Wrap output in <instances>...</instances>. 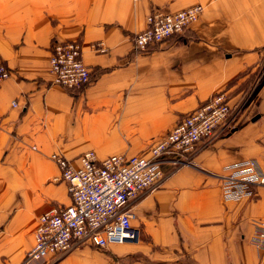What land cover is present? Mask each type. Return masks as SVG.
I'll list each match as a JSON object with an SVG mask.
<instances>
[{"label":"crops","instance_id":"obj_1","mask_svg":"<svg viewBox=\"0 0 264 264\" xmlns=\"http://www.w3.org/2000/svg\"><path fill=\"white\" fill-rule=\"evenodd\" d=\"M197 3L204 11L183 34L135 51L152 11ZM67 40L82 43L91 69L81 90L54 84L49 71L53 45ZM97 41L108 50H94ZM0 57L12 70L0 83V264H264L253 242L264 185L236 199L222 188L248 160L264 169V0H0ZM218 92L243 107L191 164L164 163L161 183L131 201L138 242H86L25 262L40 216L72 202L51 154L75 164L89 149L149 156Z\"/></svg>","mask_w":264,"mask_h":264},{"label":"built area","instance_id":"obj_2","mask_svg":"<svg viewBox=\"0 0 264 264\" xmlns=\"http://www.w3.org/2000/svg\"><path fill=\"white\" fill-rule=\"evenodd\" d=\"M204 11L200 3L176 12L161 9L147 17V26L133 36L137 53L150 46L183 34L196 23ZM92 48L106 52L103 41ZM49 71L54 84L71 90H81L91 79V69L83 59V45L78 40L58 41L53 45ZM12 70L0 57V83L10 78ZM17 105V101H13ZM244 101L232 105L226 93L218 92L184 115L175 126L151 147V154H112L101 157L96 150L84 151L75 164L63 154L53 153L61 176L68 185L72 202L57 206L39 218L33 246L25 253V262L46 261L68 253L82 243L107 248L110 243L138 242L139 227L132 224L135 212L131 201L147 189L158 186L164 179V163L174 166L191 164V159L203 140L216 136L223 124L235 120ZM244 172L224 176L223 192L227 198H240L252 193L254 185H264V169L255 159L246 161ZM254 244L264 249V221L256 220Z\"/></svg>","mask_w":264,"mask_h":264},{"label":"rangeland","instance_id":"obj_3","mask_svg":"<svg viewBox=\"0 0 264 264\" xmlns=\"http://www.w3.org/2000/svg\"><path fill=\"white\" fill-rule=\"evenodd\" d=\"M262 75H264V67H262ZM161 137V136H160ZM160 137H158V138H160Z\"/></svg>","mask_w":264,"mask_h":264},{"label":"trees","instance_id":"obj_4","mask_svg":"<svg viewBox=\"0 0 264 264\" xmlns=\"http://www.w3.org/2000/svg\"><path fill=\"white\" fill-rule=\"evenodd\" d=\"M205 101H206V100H205ZM205 101H204V102H205ZM204 102H202V103H204ZM202 103H201V104H202Z\"/></svg>","mask_w":264,"mask_h":264}]
</instances>
